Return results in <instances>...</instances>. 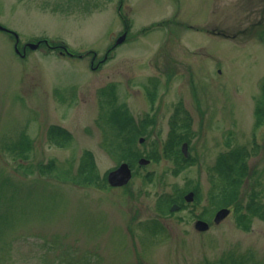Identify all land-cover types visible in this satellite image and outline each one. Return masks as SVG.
<instances>
[{
  "label": "rangeland",
  "instance_id": "374dc122",
  "mask_svg": "<svg viewBox=\"0 0 264 264\" xmlns=\"http://www.w3.org/2000/svg\"><path fill=\"white\" fill-rule=\"evenodd\" d=\"M173 1L0 0V17L22 44L47 38L75 53L43 44L21 57L15 40L0 32V264H199L232 249L252 250L264 261L258 216L245 230L231 205L220 223L205 218L210 229L196 228L211 206L213 167L222 153L242 151L249 166L243 211L251 197L264 203V121L257 114L264 45L181 29L167 21ZM205 8L206 0H184V19L201 24ZM127 27L125 41L113 47ZM107 102L139 123L152 122L135 144L151 161L137 163L124 186H111L106 175L123 162L103 145L99 119ZM179 106L192 123L179 129L185 139L178 149L188 141L192 160L175 173L173 157L151 156L156 146L162 151ZM53 125L69 131L71 141L54 143ZM87 150L101 185L78 176ZM51 161L54 170L44 174L41 166ZM194 188L201 201L158 212L160 196ZM153 219L164 227L157 235L139 226Z\"/></svg>",
  "mask_w": 264,
  "mask_h": 264
},
{
  "label": "trees",
  "instance_id": "16d2710c",
  "mask_svg": "<svg viewBox=\"0 0 264 264\" xmlns=\"http://www.w3.org/2000/svg\"><path fill=\"white\" fill-rule=\"evenodd\" d=\"M258 123L264 121V103H258ZM99 121L106 129V135L103 141L104 147L120 160H129L133 166L138 163L141 153L136 148L137 137L141 136L151 124V118L143 119L140 123L121 105L108 102L103 104V109ZM192 118L189 112L179 106L173 115L171 121V131L168 139L163 145L162 151L156 146L152 151V158L158 161L162 156L173 157L176 161L175 173H178L185 165L191 163V156L186 157L178 149V145L184 140L180 128L189 127ZM49 137L54 143L65 145L72 139V134L65 128L53 125L49 128ZM27 149V148H25ZM24 149V150H25ZM23 150V149H22ZM23 155V154H21ZM244 154L239 150L222 153L213 167L212 188L209 192L211 206L206 207L199 215L200 217L211 219L217 208L221 206L235 207L238 213L237 222L245 230L252 227V219L258 216L264 220V203L258 198L251 197L243 207L240 206V192L245 177L249 173V166ZM42 172L50 173L55 168L54 161L43 164ZM107 175V174H106ZM78 176L82 181L89 183H98L99 174L93 153L90 150L84 152L78 167ZM101 185V184H99ZM106 186V176L102 182ZM196 192V201H201V193L198 188ZM186 189L177 190L175 194H163L157 200V210L161 214L172 212L171 205L174 202L181 204V209L186 208L187 202L184 199ZM140 229L147 234L157 235L158 231L164 229L158 219L140 222ZM158 230V231H157ZM199 264H264V261L257 257L254 251L237 252L229 250L221 256L213 259L206 258Z\"/></svg>",
  "mask_w": 264,
  "mask_h": 264
},
{
  "label": "flooded vegetation",
  "instance_id": "af4514ba",
  "mask_svg": "<svg viewBox=\"0 0 264 264\" xmlns=\"http://www.w3.org/2000/svg\"><path fill=\"white\" fill-rule=\"evenodd\" d=\"M168 5H172L174 11L171 15L172 18L167 21L176 23L181 29L192 28L195 29L194 31L204 33L211 38H254L258 39L262 43L261 45H264V0H206V15L201 24L184 19V0H174L172 4L168 3ZM123 18L127 20L125 16ZM229 21L233 23L232 26L225 25V22ZM0 23L7 27V29L0 28V32L8 34L16 42L15 30L6 25L1 17ZM25 45L26 43L22 44L20 40L21 52L17 54L21 57L28 55L29 48H25ZM25 50H27V54L24 56ZM94 63L95 58L92 61V64Z\"/></svg>",
  "mask_w": 264,
  "mask_h": 264
},
{
  "label": "water",
  "instance_id": "95a60500",
  "mask_svg": "<svg viewBox=\"0 0 264 264\" xmlns=\"http://www.w3.org/2000/svg\"><path fill=\"white\" fill-rule=\"evenodd\" d=\"M0 28H5V27L2 24H0ZM125 38H126V33H124L118 38L117 43L123 42ZM46 42H48V40H46ZM18 43H19V35L17 34V42L15 44V48L17 51H20ZM40 44H41V41L29 42L27 45L33 49H36L37 47H39ZM140 140L143 141L144 138L142 137ZM182 150L185 156H189L188 142L183 143ZM150 161H151L150 158L141 157L139 159V164L146 165L150 163ZM132 176H133V170H132L131 165L129 164V162L124 161L118 167L111 169L108 172L107 179H108V182L113 186H123L129 183ZM194 196H195V192L191 190L185 195V198L187 201H192L194 199ZM180 207H181L180 204L174 203L170 209L172 211H175L179 209ZM230 211L231 209L229 207H222L219 210H217L214 216V222L216 224L220 223L223 219H225L229 215ZM196 228L201 231H206L210 228V223L202 218H199L196 222Z\"/></svg>",
  "mask_w": 264,
  "mask_h": 264
}]
</instances>
